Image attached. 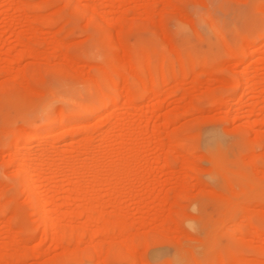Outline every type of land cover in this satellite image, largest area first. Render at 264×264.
<instances>
[{
	"label": "rangeland",
	"instance_id": "rangeland-1",
	"mask_svg": "<svg viewBox=\"0 0 264 264\" xmlns=\"http://www.w3.org/2000/svg\"><path fill=\"white\" fill-rule=\"evenodd\" d=\"M0 264H264V0H0Z\"/></svg>",
	"mask_w": 264,
	"mask_h": 264
},
{
	"label": "bare ground",
	"instance_id": "bare-ground-1",
	"mask_svg": "<svg viewBox=\"0 0 264 264\" xmlns=\"http://www.w3.org/2000/svg\"><path fill=\"white\" fill-rule=\"evenodd\" d=\"M18 2V1H17ZM19 2H21V0H19ZM22 3H23V1H22ZM27 3V2H26ZM26 6V5H25ZM149 90V89H148ZM104 93V92H103ZM130 98H132L131 96H129ZM103 104H104V102H103ZM141 110H143V109H140V111ZM144 111V110H143ZM37 137H39V134L38 133H33L31 136H29V138H37ZM129 151V150H128ZM28 153V152H27ZM24 155V154H23ZM39 155V154H38ZM125 155V154H124ZM111 156V155H110ZM115 156V155H114ZM28 158L29 157H26V156H24L23 158H22V161H21V165H22V170L24 171V175H23V180H22V182H23V184L27 187V189H28V191H29V194H30V198L37 204V207L38 208H40V215H41V217L43 218V221H45L46 220V218H48L49 217V209H48V207H47V204L49 203V201L47 200L46 201V199H44V196H43V192L40 190V188L38 189V185H37V182H38V180L39 179H41L40 177H42V176H39V174L37 173L38 171H36L37 169H38V165H39V163L37 162V164L36 165H33L32 164V162L30 163L29 161H27L28 160ZM36 158V157H35ZM113 158H115V157H113ZM113 158L111 159L112 160V162L114 163L115 162V160L116 159H114V161H113ZM111 160H110V162L108 163V164H111L112 162H111ZM72 161V160H71ZM109 161V160H108ZM125 161V162H124ZM123 161V163H126L127 164V162H126V160H124ZM76 162V161H75ZM35 163V162H34ZM41 163V162H40ZM112 163V164H113ZM71 164H73V163H71ZM111 164V165H112ZM42 165V164H41ZM122 165H124V164H122ZM44 166V165H43ZM58 166V165H57ZM125 166V165H124ZM124 166H122V167H124ZM127 166V165H126ZM42 167V166H41ZM40 168V167H39ZM72 170V169H71ZM42 174V173H41ZM44 178V177H43ZM43 178L41 179V180H43ZM98 178V177H97ZM96 180V179H95ZM99 180V179H98ZM97 181V180H96ZM41 182V181H40ZM97 184V183H96ZM80 191V190H79ZM61 193V192H60ZM62 193H63V191H62ZM80 193H82V192H80ZM85 195V194H84ZM88 195H90L88 192H86V195L84 196L85 198L87 197V200L88 199H91V198H88V197H90V196H88ZM65 195L64 194H61V196L60 197H64ZM66 197V196H65ZM64 197V198H65ZM52 198V197H51ZM53 198H55V196H53ZM85 200V199H84ZM62 207V206H61ZM63 208V207H62ZM89 208V207H88ZM93 209V208H92ZM58 213H56V214H59L61 211H62V213H63V210H61V208H59L58 210ZM60 215L61 214H59L58 216L60 217ZM56 217V216H55ZM48 219H50V218H48ZM53 220H49V222L50 223H52V225L54 226H56V228H58L59 226V224H58V217H57V219L56 218H52ZM49 223V224H50ZM54 226V227H55ZM58 226V227H57ZM49 227V226H48ZM45 228V227H44ZM61 229V228H60ZM59 231V230H58Z\"/></svg>",
	"mask_w": 264,
	"mask_h": 264
}]
</instances>
